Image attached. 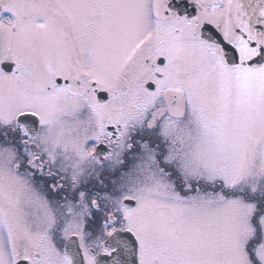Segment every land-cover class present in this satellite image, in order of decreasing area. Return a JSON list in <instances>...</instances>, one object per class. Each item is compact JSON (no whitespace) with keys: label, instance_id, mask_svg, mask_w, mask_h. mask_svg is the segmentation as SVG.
Returning a JSON list of instances; mask_svg holds the SVG:
<instances>
[{"label":"snow or ice","instance_id":"obj_1","mask_svg":"<svg viewBox=\"0 0 264 264\" xmlns=\"http://www.w3.org/2000/svg\"><path fill=\"white\" fill-rule=\"evenodd\" d=\"M0 264H264V0H0Z\"/></svg>","mask_w":264,"mask_h":264}]
</instances>
